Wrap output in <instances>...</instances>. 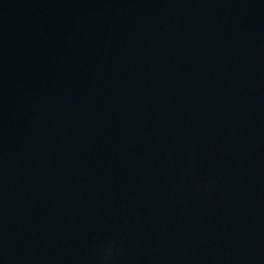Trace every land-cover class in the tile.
<instances>
[{"label": "water", "instance_id": "obj_1", "mask_svg": "<svg viewBox=\"0 0 264 264\" xmlns=\"http://www.w3.org/2000/svg\"><path fill=\"white\" fill-rule=\"evenodd\" d=\"M0 264H264V0H0Z\"/></svg>", "mask_w": 264, "mask_h": 264}]
</instances>
